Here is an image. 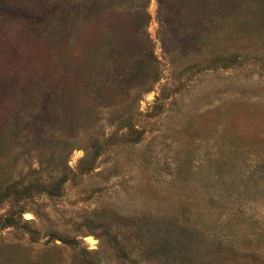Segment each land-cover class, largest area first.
<instances>
[{
    "label": "rangeland",
    "instance_id": "374dc122",
    "mask_svg": "<svg viewBox=\"0 0 264 264\" xmlns=\"http://www.w3.org/2000/svg\"><path fill=\"white\" fill-rule=\"evenodd\" d=\"M98 2L64 85L59 1L0 0V264H264V0Z\"/></svg>",
    "mask_w": 264,
    "mask_h": 264
},
{
    "label": "trees",
    "instance_id": "16d2710c",
    "mask_svg": "<svg viewBox=\"0 0 264 264\" xmlns=\"http://www.w3.org/2000/svg\"><path fill=\"white\" fill-rule=\"evenodd\" d=\"M58 15L56 16L57 22L59 23V32L61 35V40L57 45L58 50V56H59V66H60V74L59 75V81L62 82V84L66 85L68 84V74L64 71L63 67H65L64 62V56L63 52L65 49L63 39L69 34L67 29V23L68 21V15L73 14V35L79 32L77 28L80 26H77L78 23H86L90 24L94 20H96V23H99V18H96V12L98 10L99 2L98 0H73V9L72 6L68 7L67 0H58ZM110 0H106V2H109ZM70 5V4H69ZM110 16V15H108ZM133 16V17H132ZM131 18L126 21H119L120 23H114L113 16L110 17V23H113L114 26H122L123 28L127 26V28L130 29V33L133 34L132 36H129L128 39L135 38V41L139 40L141 43V32H143V29H145V23L146 18L145 14L141 12H134ZM96 18V19H95ZM125 23L124 25H122ZM81 28V27H80ZM76 30V31H75ZM126 45L129 46V48L134 49V46L131 43V40H126Z\"/></svg>",
    "mask_w": 264,
    "mask_h": 264
}]
</instances>
